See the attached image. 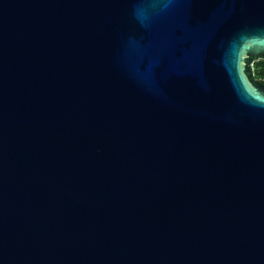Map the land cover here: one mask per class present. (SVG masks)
Masks as SVG:
<instances>
[{"label":"water","instance_id":"obj_1","mask_svg":"<svg viewBox=\"0 0 264 264\" xmlns=\"http://www.w3.org/2000/svg\"><path fill=\"white\" fill-rule=\"evenodd\" d=\"M264 0H0V264H264Z\"/></svg>","mask_w":264,"mask_h":264},{"label":"trees","instance_id":"obj_2","mask_svg":"<svg viewBox=\"0 0 264 264\" xmlns=\"http://www.w3.org/2000/svg\"><path fill=\"white\" fill-rule=\"evenodd\" d=\"M254 77L260 79L264 83V57H261L259 60L254 62Z\"/></svg>","mask_w":264,"mask_h":264},{"label":"flooded vegetation","instance_id":"obj_3","mask_svg":"<svg viewBox=\"0 0 264 264\" xmlns=\"http://www.w3.org/2000/svg\"><path fill=\"white\" fill-rule=\"evenodd\" d=\"M261 57H264V56H261ZM261 57H260V58H261ZM260 58H259V59H260ZM259 59H258V60H259ZM256 61H257V60H255L254 62H256ZM254 75H255V71H254ZM254 75H253L252 79L256 80L257 83H259L260 85L264 86V83H262V82L260 81V79L254 77Z\"/></svg>","mask_w":264,"mask_h":264}]
</instances>
